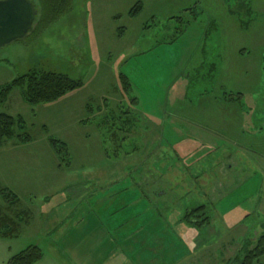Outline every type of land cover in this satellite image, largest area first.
<instances>
[{
  "label": "rangeland",
  "instance_id": "1",
  "mask_svg": "<svg viewBox=\"0 0 264 264\" xmlns=\"http://www.w3.org/2000/svg\"><path fill=\"white\" fill-rule=\"evenodd\" d=\"M31 1L32 30L0 47V86L34 69L84 85L38 104L16 88L0 106L33 137L0 147V189L32 208L17 236L0 237V264L31 245L43 252L36 264H230L254 248L264 234V0H73L45 28ZM52 138L68 144L65 160ZM190 138L205 141L196 157H175L170 144ZM109 165L160 201L126 216L120 186L91 177ZM200 205L204 225L186 223Z\"/></svg>",
  "mask_w": 264,
  "mask_h": 264
},
{
  "label": "trees",
  "instance_id": "2",
  "mask_svg": "<svg viewBox=\"0 0 264 264\" xmlns=\"http://www.w3.org/2000/svg\"><path fill=\"white\" fill-rule=\"evenodd\" d=\"M39 2L41 4V24L44 28L73 9V0H39ZM34 5L36 7V3ZM120 80L123 91L129 92L132 83L128 76L122 74ZM83 85L84 83L81 80L73 79L67 74L34 69L15 78L11 83L0 86V106L7 101L11 92L16 88L22 89L26 101L38 104L55 102L68 93L82 88ZM15 137L22 143L33 141V137L27 131V124L22 115L14 116L0 113V147L6 141ZM50 142L61 161L65 160L66 156L70 154L68 144L55 138H52ZM204 208V205H200L188 211L184 216L185 221L202 227L204 224H198V220L194 217H196L197 211H204ZM31 214V209L22 206V199L18 194L7 187L0 189V237L17 236L23 225L30 221ZM42 256V249L38 245H31L12 256L7 264H36ZM263 256L264 234L259 237L254 248H247L244 253L231 259L230 264H264L262 262Z\"/></svg>",
  "mask_w": 264,
  "mask_h": 264
},
{
  "label": "crops",
  "instance_id": "3",
  "mask_svg": "<svg viewBox=\"0 0 264 264\" xmlns=\"http://www.w3.org/2000/svg\"><path fill=\"white\" fill-rule=\"evenodd\" d=\"M238 94H239V96L236 98H233V100L238 99V102H239V100L241 99V93H238ZM236 111H237L235 113L236 117H239L240 115H242V113L245 114V112H247V111H245L244 108H243V110H240V111H238L236 109ZM190 139H191V141L190 140H181V141H178V143H176L175 145L170 144V146L172 148V152L175 155V157H177V156L182 157L185 159L184 161L192 160L196 157V155H194V153L197 151L196 150L197 147L199 146L200 143H202V145H204L203 143L205 141H203L201 139L203 142L198 143L200 140H192L193 138H190ZM40 155L42 156L43 153L41 152V154H40V152H38L37 157H39ZM31 156L36 157V154L35 155L32 154ZM19 158L22 159V154L19 155ZM37 162H39V161H37ZM18 163H17V165H18ZM39 168H42L44 172H47L46 167L39 166ZM61 168L62 167L59 165L58 169L61 170ZM33 169H35V168L33 167ZM119 169L120 168H118L116 165H109V166L100 167V169H98L94 173V175L91 177H93V178H95V180H97V184L99 185V188H104V185H105V187L109 186L110 188H114L115 184L120 186L122 197L124 195L126 196L123 198H119V200L123 202V205H122L123 210L129 209L131 206L133 207V206H136L138 204H143V205L147 204L148 210H149V208H151V204L153 202H159L160 201V199H158V196L155 198L145 191V187L148 186L147 184L142 186V184L139 181L137 182L136 180H134L133 177H131V175L129 177V173L126 177H122L123 180L120 181L121 177L119 175L120 174ZM122 173H126V172L123 170ZM40 175H43V173L39 172V176ZM22 183H25V182H22ZM175 184H178V183H175ZM121 186H123V187H121ZM173 188H174V186H173ZM191 188L192 187L190 186V188H188V189H191ZM137 189H139V191H137ZM140 189H141V191H140ZM35 196L36 195L34 193L31 194V197H35ZM47 198L48 197H46L45 199H47ZM26 208L32 209L30 206L26 207ZM134 211H135L134 209L130 208V210L128 212H126L125 214H126V216H128L130 213H133ZM204 211H205V209H204ZM123 216H125V215H123ZM184 216H183V220H185ZM185 222L187 223V221H185Z\"/></svg>",
  "mask_w": 264,
  "mask_h": 264
},
{
  "label": "water",
  "instance_id": "4",
  "mask_svg": "<svg viewBox=\"0 0 264 264\" xmlns=\"http://www.w3.org/2000/svg\"><path fill=\"white\" fill-rule=\"evenodd\" d=\"M37 15L31 0H0V47L24 38L32 30Z\"/></svg>",
  "mask_w": 264,
  "mask_h": 264
}]
</instances>
